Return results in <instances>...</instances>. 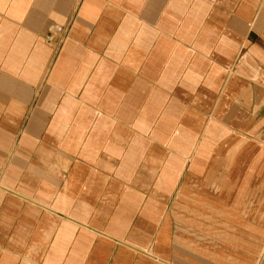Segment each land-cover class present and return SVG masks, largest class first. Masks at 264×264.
Wrapping results in <instances>:
<instances>
[{
	"label": "crops",
	"instance_id": "1",
	"mask_svg": "<svg viewBox=\"0 0 264 264\" xmlns=\"http://www.w3.org/2000/svg\"><path fill=\"white\" fill-rule=\"evenodd\" d=\"M0 264H264V0H0Z\"/></svg>",
	"mask_w": 264,
	"mask_h": 264
}]
</instances>
